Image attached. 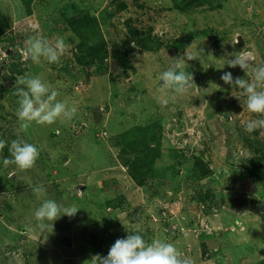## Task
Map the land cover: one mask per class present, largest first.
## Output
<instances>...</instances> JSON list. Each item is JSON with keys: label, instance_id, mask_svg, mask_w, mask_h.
<instances>
[{"label": "rangeland", "instance_id": "rangeland-1", "mask_svg": "<svg viewBox=\"0 0 264 264\" xmlns=\"http://www.w3.org/2000/svg\"><path fill=\"white\" fill-rule=\"evenodd\" d=\"M187 1L0 0V264H84L128 234L173 243L193 264H264V129L244 131L264 115L220 79H251L264 64V0ZM87 35L104 52L79 49ZM29 36L68 47L58 63L25 60ZM180 38L182 51L172 46ZM241 49L248 76L226 64ZM185 54L198 58L186 60L194 84L176 94L158 77ZM25 73L50 83L75 116L21 129L13 92ZM17 138L39 150L32 169L3 165ZM154 139L158 149L143 150ZM136 156L140 183L127 166ZM38 184L77 213L41 230Z\"/></svg>", "mask_w": 264, "mask_h": 264}, {"label": "clouds", "instance_id": "clouds-1", "mask_svg": "<svg viewBox=\"0 0 264 264\" xmlns=\"http://www.w3.org/2000/svg\"><path fill=\"white\" fill-rule=\"evenodd\" d=\"M24 44L25 47L21 52L25 60L39 62L43 58L49 64L58 63L60 56L68 47L64 38L60 36H57L52 43L43 36H29ZM230 55L232 58L227 59V66L229 68L239 66L248 76L246 69L252 59L251 54L241 49ZM195 59H198L197 56L190 54L174 58L173 66L160 73L158 77L162 86L176 94H184L188 87L194 84L192 74L185 71L188 67L186 60ZM220 79L225 84L242 90L241 94L246 97V108L250 113L264 115V64L252 69L251 79L234 78L231 72H224ZM216 88L218 89L219 86L216 85ZM13 94L18 97L16 116L20 121V128L25 131L33 122L51 125L61 118L71 120L77 111L75 106L70 107L66 101L57 100L59 92L39 75L25 73L17 77ZM258 128L264 129V119L247 121L244 131L252 133ZM6 143L7 141L0 139V151L5 148ZM8 151L10 157L3 158V165L5 167L15 165L20 170L32 169L39 157L38 148L20 138L10 142ZM32 191L41 201L34 211V217L41 230H46L49 226L52 229V222L60 216L72 217L79 210L75 206L62 208L55 200L45 198L47 193L42 184L33 186ZM85 262L87 264H193V261L185 258L173 243L159 238H154L149 243L140 234H128L126 238L117 239L106 256L95 254Z\"/></svg>", "mask_w": 264, "mask_h": 264}, {"label": "trees", "instance_id": "trees-1", "mask_svg": "<svg viewBox=\"0 0 264 264\" xmlns=\"http://www.w3.org/2000/svg\"><path fill=\"white\" fill-rule=\"evenodd\" d=\"M191 2H192V0L187 1L185 8H187V6H189L191 4ZM76 24H78V25H72V23H71V27L74 31H76V33L81 35V31L79 30V28L82 27L84 24H80L79 21H76ZM5 29H6V22L0 14V35L5 32ZM88 35H90V34H88ZM88 35L86 37H80L81 42L78 45L79 49H84V46L87 47V54L89 56H95V54H99L101 52H104L103 48H104V45H106V43L104 41H102L101 39H97L96 37L90 38V37H88ZM193 36H194V34H192V33H189L187 35V37L190 39H192ZM141 43L143 45L144 40H141ZM143 46H145V45H143ZM172 46L174 47V49L182 51L187 46V40H186V38L177 39V40L173 41ZM83 53H84V50H83ZM138 129H141V131H143V132L148 130V128H138ZM130 133H133V132H130ZM152 141H158V140L154 139V140H151V142H149V143H147L148 142L147 141L145 143V145L143 146L144 147L143 150L155 151L157 147H156V144L153 143ZM133 152H137V150L134 149ZM139 160H140L139 156H136L133 159H130L128 164H127V166L130 167L129 175L131 176V178L134 181H136L138 183H140V181L142 180L141 175H143L141 167L138 169V171H136L137 170L136 165L139 164ZM139 165H138V167H139ZM139 173H140V177L138 176ZM256 264H262V263H256Z\"/></svg>", "mask_w": 264, "mask_h": 264}]
</instances>
